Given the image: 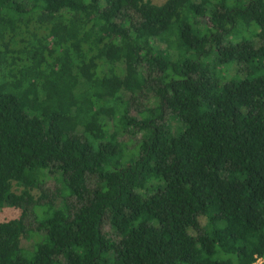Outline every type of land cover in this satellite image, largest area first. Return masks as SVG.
<instances>
[{
  "label": "trees",
  "instance_id": "1",
  "mask_svg": "<svg viewBox=\"0 0 264 264\" xmlns=\"http://www.w3.org/2000/svg\"><path fill=\"white\" fill-rule=\"evenodd\" d=\"M3 206L0 264H264V0H0Z\"/></svg>",
  "mask_w": 264,
  "mask_h": 264
},
{
  "label": "rangeland",
  "instance_id": "2",
  "mask_svg": "<svg viewBox=\"0 0 264 264\" xmlns=\"http://www.w3.org/2000/svg\"><path fill=\"white\" fill-rule=\"evenodd\" d=\"M151 1L153 3H156V4H160L164 0H151ZM242 33H243V35L250 36L249 34H246L245 29L243 30ZM125 142L128 143V145H127L128 148L131 147V149H133V144L135 142V138H133L131 141H127V138H125ZM60 184L61 183L59 181H55L53 178H51L49 180H46L45 183L42 184L40 187L32 189L31 193L35 197V199H37L38 197L41 196L40 201L44 202V200H46V198H47V197H45V195H47V196L53 195L54 191L57 192L58 188L61 187ZM88 185L90 187L93 186L91 181L88 182ZM21 189H22L21 186L17 185L15 182L12 183V190L14 192L19 193L21 191ZM42 194H45V195H42ZM42 196H44L45 198H43ZM58 199H59V196H57V198H54V204H56L58 201L61 200V199L60 200H58ZM68 200L70 201V198H68ZM38 212H39V209H37V208H35L34 212L31 211V207L27 208V215L25 217V220L31 225V227L34 226L33 220H34V217L37 215ZM20 213H21V209H19V208H14V207H10V206L0 207V221L7 220V219H10L13 217H17L20 215ZM28 242H30V241H28Z\"/></svg>",
  "mask_w": 264,
  "mask_h": 264
},
{
  "label": "built area",
  "instance_id": "3",
  "mask_svg": "<svg viewBox=\"0 0 264 264\" xmlns=\"http://www.w3.org/2000/svg\"><path fill=\"white\" fill-rule=\"evenodd\" d=\"M260 260H258L257 262H259Z\"/></svg>",
  "mask_w": 264,
  "mask_h": 264
}]
</instances>
